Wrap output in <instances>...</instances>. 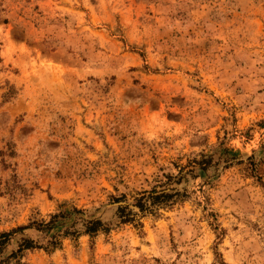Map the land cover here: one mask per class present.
Masks as SVG:
<instances>
[{
    "label": "rangeland",
    "instance_id": "rangeland-1",
    "mask_svg": "<svg viewBox=\"0 0 264 264\" xmlns=\"http://www.w3.org/2000/svg\"><path fill=\"white\" fill-rule=\"evenodd\" d=\"M0 264H264V0H0Z\"/></svg>",
    "mask_w": 264,
    "mask_h": 264
},
{
    "label": "trees",
    "instance_id": "trees-1",
    "mask_svg": "<svg viewBox=\"0 0 264 264\" xmlns=\"http://www.w3.org/2000/svg\"><path fill=\"white\" fill-rule=\"evenodd\" d=\"M161 197V195H157V196H153V197H151V198H155V199H158V198H160ZM142 199V198H141ZM141 199H140V201H141ZM122 216V215H121ZM124 221H129V218H127V217H125L124 219H123ZM99 224H101V221L100 220H95V221H93L92 223H91V225H89L88 226V231H87V233H94V232H96V231H98V226H99ZM32 242L31 241H26L25 242V246H26V248H29V247H31V244Z\"/></svg>",
    "mask_w": 264,
    "mask_h": 264
}]
</instances>
